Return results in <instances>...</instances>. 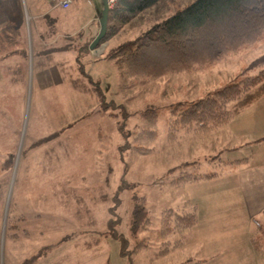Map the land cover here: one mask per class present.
<instances>
[{"label": "rangeland", "instance_id": "rangeland-1", "mask_svg": "<svg viewBox=\"0 0 264 264\" xmlns=\"http://www.w3.org/2000/svg\"><path fill=\"white\" fill-rule=\"evenodd\" d=\"M45 1L35 0L40 14ZM193 1L170 0L164 7L158 3L119 26L109 41L89 49L84 70L98 83L105 101L110 102L108 108L102 109L89 96H84L88 100L85 98L83 103L78 94L60 85L57 90L43 92L40 100L32 88L22 103L24 113V105L21 109L17 97H13L16 103L10 110V119L14 125L18 118L22 119L24 144L29 143L24 134L28 135L30 125L40 117L41 125L34 132L37 136L51 132L55 124L61 126L89 112L68 131L49 136L38 147L26 145L23 153L25 147L21 146L9 170L0 169V264H22L34 255L37 258L31 264H198L190 249L182 250L189 229L161 237L162 211L188 210L195 203L185 193L186 183L180 184L178 178L186 173H219L221 165L225 167L221 158L230 155L221 156L218 149L212 151L211 146L221 148L226 144L218 140L219 144L217 134H210L213 131L205 136L179 130L176 139L169 140V112L178 102L200 98L211 89L255 74L258 69L249 68V64L264 54V34L259 41L195 74L164 76L149 82H132L122 74L118 62L104 58L107 50L151 28L161 14L167 15ZM77 2L80 11L73 6L52 7L57 8L59 19L77 17L79 23L83 22L78 32L85 33L93 20L102 17L103 0ZM25 7L27 21L42 16L32 19ZM74 36L79 39L80 35ZM68 65L75 66L72 55H68ZM150 105L157 111L155 138L139 140L138 133L147 127L140 112ZM262 118L264 96L232 122L233 144L264 136ZM139 146L149 151L142 153L134 148ZM242 147L240 153L256 149ZM254 153L256 159L264 157V147ZM141 198L149 224L133 232L132 210ZM199 212L200 209L196 214ZM259 236L264 243V232ZM177 240L181 245L172 248Z\"/></svg>", "mask_w": 264, "mask_h": 264}, {"label": "trees", "instance_id": "trees-1", "mask_svg": "<svg viewBox=\"0 0 264 264\" xmlns=\"http://www.w3.org/2000/svg\"><path fill=\"white\" fill-rule=\"evenodd\" d=\"M169 1L117 0L116 4L108 9L106 32L97 45L109 41L117 33L119 26L139 17L145 10L158 3H160L159 7H164ZM162 15L158 16L151 28L140 36L126 40L104 53V58L119 63L122 74L134 80L132 82H149L164 76L195 74L198 70L215 64L227 54L259 41L264 34V0H194L181 9ZM37 21L36 27L41 25L44 27L42 30L37 29L41 38L51 37L57 41H54L49 49L43 50V54L49 55L55 49L57 51L72 50L76 71L74 75L67 74L69 84L72 88L95 97L102 109L108 108L110 102L105 101L98 83L93 81L84 70L90 54L89 45L94 36L80 39L84 35L83 31L77 32L80 35L79 39L75 36L66 38L65 36H68L66 34H61L62 37H59L60 30L54 27L50 15L45 14ZM3 32L4 28L0 29V36ZM51 62L54 60L51 59ZM250 67L257 68V72L211 89L200 98L176 103L169 112V140H175L179 130L206 135L226 125L234 116L262 98L264 96V54L252 60ZM109 115L112 114L109 113ZM140 118L147 127L138 133L137 139L154 140L157 126L156 107L147 106L140 112ZM47 138L36 141V145ZM262 141L264 136L252 142ZM134 148L142 153L149 151L145 147ZM26 150L27 147L23 149V153H26ZM12 158L13 155L7 156L2 161L5 169L9 170L11 167ZM215 175L216 172L186 173L177 181L185 184L212 178ZM2 195L0 182V198ZM143 201L144 198L137 200L132 210L133 232L147 228L149 224ZM186 201L189 202V200ZM196 210L195 204L190 205L188 210H163L161 237L166 238L173 232L178 234L186 232L197 220ZM9 228H12L11 224ZM257 228L258 234L252 237V243L258 251H264V243L259 236L264 230L260 224H257ZM181 243L177 240L172 248H177ZM36 258L37 255L31 256L22 264H31Z\"/></svg>", "mask_w": 264, "mask_h": 264}, {"label": "crops", "instance_id": "crops-1", "mask_svg": "<svg viewBox=\"0 0 264 264\" xmlns=\"http://www.w3.org/2000/svg\"><path fill=\"white\" fill-rule=\"evenodd\" d=\"M71 1L70 8L73 6V9L78 11L80 9L78 0ZM26 3L27 0H0V29L4 28L0 36V156L3 157L0 158L1 171L8 170L3 167L2 161L7 156L17 154V149L19 151L21 146L36 148L41 145H36V141L49 136L56 137L55 135L68 131L89 112L79 115L76 120L68 119L61 126L54 123L51 132L37 136L34 132L41 125L40 117L39 121H34L30 125L28 135L24 134V139L29 141L24 144L22 119L18 118L19 121L14 125L10 119V110L18 100L21 109L24 105V113L26 108L22 103L32 88L38 93L36 95L38 100L42 98L43 92L57 90V86L60 85L61 88L78 94V97L84 100L83 103L85 98L88 100L84 96H89L97 102L91 94L72 88L68 82L67 74L74 75L76 71L75 66L72 68L68 65V55H72L74 62L72 50L55 49L49 55L43 54L42 51L52 47L56 39L41 38L37 29L42 30L44 27L42 25L36 27L37 20L31 21V24L25 19V5L32 19L40 15H50L54 27L59 30L61 28V34L68 35H63L66 38L74 37L83 27V22L79 23L77 17L59 19L55 10L57 8L52 7L47 1L43 4L45 9L41 14L35 0H28V4ZM99 29V20H93L92 26L85 30L80 39L95 37ZM50 58L54 62H51ZM13 97H17L14 104ZM49 105L52 106V103ZM13 110L15 111V108ZM241 113L210 133L217 134V137L215 136L217 141L226 143L224 145L218 141L222 145L221 148L217 145L211 146L212 151L218 149L221 156L230 155L224 160L221 158L225 167L221 165V171L216 172L212 178L184 185L185 193L197 207L196 211L200 209L201 212L199 215L196 214L195 224L185 233L188 235L182 250L185 252L190 249L191 254L197 256L198 264H264V251H258L252 243V237L258 232L257 224L264 227V157L256 159L254 156L255 150L264 147V141L252 142L260 138L257 137L244 139L245 142L241 144H233L235 133L232 122ZM24 130L27 133V128ZM205 141L210 140L206 138ZM243 145L256 146V149L251 148L250 151L240 153Z\"/></svg>", "mask_w": 264, "mask_h": 264}, {"label": "water", "instance_id": "water-1", "mask_svg": "<svg viewBox=\"0 0 264 264\" xmlns=\"http://www.w3.org/2000/svg\"><path fill=\"white\" fill-rule=\"evenodd\" d=\"M103 12L102 17L99 19L100 29L94 39L91 41L89 45V49H93L100 41V39L104 36L106 32V24H107V15H108V7L106 4V0H103Z\"/></svg>", "mask_w": 264, "mask_h": 264}, {"label": "built area", "instance_id": "built-area-1", "mask_svg": "<svg viewBox=\"0 0 264 264\" xmlns=\"http://www.w3.org/2000/svg\"><path fill=\"white\" fill-rule=\"evenodd\" d=\"M51 5H57L62 9H68L71 6L72 1L71 0H46ZM117 0H106V4L108 9H111L115 4Z\"/></svg>", "mask_w": 264, "mask_h": 264}]
</instances>
